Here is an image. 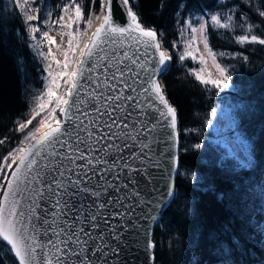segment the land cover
I'll return each instance as SVG.
<instances>
[{
    "label": "snow or ice",
    "instance_id": "1",
    "mask_svg": "<svg viewBox=\"0 0 264 264\" xmlns=\"http://www.w3.org/2000/svg\"><path fill=\"white\" fill-rule=\"evenodd\" d=\"M16 3L24 10L29 0H23V3L16 0ZM95 3L96 0H89L87 19L85 8L74 2L70 7H63L64 15L51 22L61 29H68L59 33L69 37L67 50L61 52L62 60L53 55L52 46L60 50L63 41L57 44L48 31L43 32V40L49 47L47 53L38 54L50 60L44 67L48 83L45 91L35 97L36 106L30 118L20 123L18 130L28 129L45 109L47 114L27 131L19 146L9 151L0 163V242L14 254L17 264H127L121 253L133 245L143 249L145 264H156L155 241L148 238L147 232L144 240L129 241L125 235L126 218L132 214L131 202L139 201L141 197V178L151 183L154 177L149 169L162 166L163 152L161 159H153L156 153L152 145L157 140L154 133L165 126V121L168 128L175 130L177 126V109L156 78L172 56L162 48L158 31L142 23L134 10V0H115L122 19L114 15L113 0H100L102 17L91 11V5ZM36 12L38 9L35 8L25 12L33 40L40 31L31 24L39 20L38 15L31 14ZM257 13L264 18V10L257 9ZM234 17L235 13L225 19L213 14L210 20L218 28L238 26L246 29L244 34L235 37L240 44L264 45V37L253 34L256 25L248 23L247 14L241 13L239 21ZM96 21L100 26L81 45ZM80 22L86 25L85 29L78 27ZM189 27L194 40L199 33L198 38L219 74L215 78L211 73L202 75L205 71L202 68L194 71L196 79L217 89L229 87L227 70L216 62L217 54L209 46L207 24L201 23L195 28L189 22ZM110 37H119L120 44L134 41L137 47L131 55L127 50L122 54L116 51L109 54L105 45ZM111 42L116 43L115 40ZM129 47L133 45L129 44ZM94 56L97 62L87 66L88 59ZM186 56L196 58L193 51H186L180 60ZM199 59L206 64L203 54ZM125 61L129 63L125 64ZM53 63L58 70L53 69ZM97 69L101 71L95 78L87 76L89 84L82 82L86 72ZM127 73L131 76L126 78ZM138 81L139 90L133 86ZM91 84H95L89 92L91 110L97 113V119L85 125L79 116L72 117L71 110L76 107L79 111L81 90ZM102 86L103 90L97 92L96 89ZM125 90L129 94H125ZM57 111L64 118L63 122L57 117ZM133 113L138 119H133ZM81 114L87 116L88 112ZM82 132L86 135L81 136ZM168 138L174 139L172 135ZM57 145L65 151L56 150ZM200 147V144L195 145L197 149ZM48 148L52 151L46 153ZM37 157L48 162L41 168ZM171 194L169 186L168 195ZM25 197L27 201L22 204ZM118 219L124 223H114Z\"/></svg>",
    "mask_w": 264,
    "mask_h": 264
},
{
    "label": "trees",
    "instance_id": "2",
    "mask_svg": "<svg viewBox=\"0 0 264 264\" xmlns=\"http://www.w3.org/2000/svg\"><path fill=\"white\" fill-rule=\"evenodd\" d=\"M49 1L55 7L63 2ZM74 1L85 8L87 19L89 0ZM99 3L91 5L95 14ZM257 9L264 10V0H134L142 23L158 31L172 56L161 79L177 108L180 136L175 195L154 232L156 264H264V193L256 192L264 183V45L240 44L235 37L246 29L218 28L210 20L213 14L225 19L235 13L239 21L245 13L256 25L253 34L264 37ZM202 16L210 47L230 77L227 88L196 79L194 71L202 65L197 57L180 60L194 47L189 22L192 27ZM34 45L16 0H0V163L47 113L18 130L48 83ZM220 104L230 106L250 161L218 136L213 115ZM0 264H17L2 242Z\"/></svg>",
    "mask_w": 264,
    "mask_h": 264
},
{
    "label": "water",
    "instance_id": "3",
    "mask_svg": "<svg viewBox=\"0 0 264 264\" xmlns=\"http://www.w3.org/2000/svg\"><path fill=\"white\" fill-rule=\"evenodd\" d=\"M113 8H114V15L122 19L121 11L116 8L115 0H113ZM111 40H115L116 43L115 44L112 43ZM119 41H120L119 37L109 38V42L106 43L105 45V49L109 52V54H111L112 51H116L122 54L123 51L127 50L129 51V54L131 55L137 47L134 41H125L124 44H120ZM129 44H132L133 47H129ZM161 44H162V48L166 50L162 41H161ZM149 51H151V49ZM121 58H122V55H121ZM96 62L97 61L94 56L93 58L88 59L87 66L91 67V65ZM112 63H113V70H114L115 60H113ZM127 63H129V61H125V64ZM133 67L135 68V66ZM100 71L101 69L94 70L92 73L86 72L85 80L82 82L85 84H89L90 82H88L86 79L87 76L92 75L95 78V76L98 75ZM163 71L158 72L156 76V78L159 80L161 84H162L161 75ZM109 75H111V72L109 73ZM129 76H131V73L126 74V78ZM102 79L103 77L101 76V80ZM141 79H144V77L141 76ZM131 82L132 81L129 80V83ZM133 86L139 90L140 82L138 81ZM93 88H95V84H91V87H87L81 90V93L78 97L79 111H77L76 107H73L71 110L72 117L75 118L79 116L80 120H83L85 125H89V121H96L97 119V113L91 110L92 100H91V97L89 96V92L92 91ZM101 90H103V86L101 87V89H96L97 92ZM125 94H129L127 90H125ZM133 95L135 94L133 93ZM166 97L168 98L167 94H166ZM73 99H76V98L74 97ZM170 103L172 104L171 101ZM173 106L175 107V105ZM130 110L131 109H129V111ZM84 112H88V115L84 116L81 114ZM133 119H138V117L136 116V113H133ZM61 120L63 122L64 118L62 117ZM76 123H79V120H76ZM166 124H167V121L164 122L165 126L161 127L160 129L157 130L156 133H154V136L157 138V140L152 145L153 151L156 153V155L153 157L154 160L161 159L160 153L161 152L164 153V157L161 159L162 166L160 168L153 167L149 169V171L152 174V177H154V179L151 180V183H149L147 179L141 178V183L139 185L141 197L139 201L131 202L133 205L132 208L130 209L132 214L130 217L126 218L128 228H127V232L125 233L126 238L129 241H135L137 239L141 241L144 240L146 232L149 234L148 238H151L154 240L155 228L157 224L160 222L164 212L167 210V208L171 204V201L175 195L176 177H177L178 170H179V146H180V136H179V129H178V113H177V126L175 130L166 127ZM65 127H67L66 124H65ZM85 135L86 133H83V132L81 133V136H85ZM169 135H172L174 139H169L168 138ZM56 150L61 151V152L65 151L64 149H60L58 145L56 146ZM51 151H52L51 148H48L45 150L46 153L51 152ZM100 155H104V153H100ZM172 158H174V160ZM37 159L39 161L38 166L41 168L44 166L45 163L48 162L45 160H40L39 157H37ZM49 159H51V157H49ZM65 163L67 162L65 161ZM169 186H171V191H172L171 195H168ZM21 187H23V185ZM26 201H27V197H25V200L21 201V203L25 204ZM117 222L124 223L123 221H119V219L117 221H114V223H117ZM121 256L123 260L127 262V264H145L146 262V255L143 249L137 245L124 248L121 253Z\"/></svg>",
    "mask_w": 264,
    "mask_h": 264
},
{
    "label": "rangeland",
    "instance_id": "4",
    "mask_svg": "<svg viewBox=\"0 0 264 264\" xmlns=\"http://www.w3.org/2000/svg\"><path fill=\"white\" fill-rule=\"evenodd\" d=\"M20 2L23 3V0H20ZM74 2H75L74 0H63L62 5L60 7H55L53 5V3L49 0H29V4L25 6V9L22 10V13H23V16L25 17V12L29 8L38 9V12L31 13V14H36L39 16V20L31 22V24L33 26H37L40 29V31L35 34L36 35V42L39 45V47L37 48L38 53H40V52L47 53V51H48L49 46H48L47 42L43 40V36H42L44 31H48L49 34L55 38L57 44H60L63 41L62 49H60V50H58L55 45L52 46L53 55H55L57 59H60V60L63 59L61 52L67 50V41H68L69 37L67 35H64L62 37L59 33L61 31L67 32L68 29H61L58 25H52L51 22L56 20L60 15H64V13L62 11L63 7H65V6L70 7ZM70 14H71V10H70ZM101 14L102 13L99 12L98 15H101ZM25 20H26V17H25ZM96 23H97V21L94 22L91 29L88 30V36H85L83 38V40L81 41V45L84 42H86V40L90 36V31L94 28ZM201 23L207 24L206 16H202L200 18V20L196 24H194L192 27L199 28V25ZM27 25L29 27L28 22H27ZM196 36H197V38L194 40V47L192 50L198 59H199L201 54H203V56H204L206 64L201 65L200 69L203 68L205 70L202 73V75L207 76L208 73H211L212 78H215L219 74L213 65L211 57L208 56L207 52L204 50L203 43L198 38L199 33H197ZM77 39H80L78 34H77ZM209 46H210V43H209ZM197 49H199V51H196ZM38 56L40 59V63L42 65V73L45 77H47L48 73L46 71H44V67H45V64L50 62V60H45L44 57L40 56L39 54H38ZM216 62L219 63L222 67H224L219 62L217 57H216ZM52 67L54 70H58V69H56V65L54 63L52 64ZM53 106H54V104L51 105L50 107H53ZM57 113H59V112L57 111ZM213 120H214V123L216 124V127H217L218 136L222 140H225V141L233 144L234 146H236L239 149V151L244 156H246L248 161H250L251 158H250L249 153L247 152V150L249 148L248 142L244 139L241 130L238 128L236 121L234 119V116L232 114L230 106L227 104L218 105L215 112H214ZM244 151H245V153H244ZM257 189H256V192L264 193V183H263V186H260L259 190H257ZM11 254L13 255V253H11ZM13 257H14V255H13Z\"/></svg>",
    "mask_w": 264,
    "mask_h": 264
},
{
    "label": "bare ground",
    "instance_id": "5",
    "mask_svg": "<svg viewBox=\"0 0 264 264\" xmlns=\"http://www.w3.org/2000/svg\"><path fill=\"white\" fill-rule=\"evenodd\" d=\"M100 16L102 17V16H103V13H102ZM99 25H100V22L97 21V23H96V25L94 26V28L90 31V35H91L92 32L95 31V29H96L97 27H99ZM89 37H90V36H89ZM87 40H88V39H87Z\"/></svg>",
    "mask_w": 264,
    "mask_h": 264
},
{
    "label": "built area",
    "instance_id": "6",
    "mask_svg": "<svg viewBox=\"0 0 264 264\" xmlns=\"http://www.w3.org/2000/svg\"><path fill=\"white\" fill-rule=\"evenodd\" d=\"M86 42H87V40H86Z\"/></svg>",
    "mask_w": 264,
    "mask_h": 264
}]
</instances>
